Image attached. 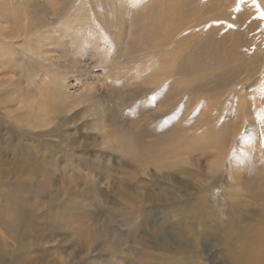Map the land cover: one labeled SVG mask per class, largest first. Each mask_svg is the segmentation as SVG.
Here are the masks:
<instances>
[{"label": "rangeland", "instance_id": "obj_1", "mask_svg": "<svg viewBox=\"0 0 264 264\" xmlns=\"http://www.w3.org/2000/svg\"><path fill=\"white\" fill-rule=\"evenodd\" d=\"M233 1L0 0V264L264 253V0Z\"/></svg>", "mask_w": 264, "mask_h": 264}, {"label": "bare ground", "instance_id": "obj_2", "mask_svg": "<svg viewBox=\"0 0 264 264\" xmlns=\"http://www.w3.org/2000/svg\"><path fill=\"white\" fill-rule=\"evenodd\" d=\"M249 0H245L244 2H242V3H239V2H237V0H234L233 1V3L232 4H230L229 5V7H235V5L237 4V5H239V6H243V7H245V5L247 4V2H248ZM252 2L250 3L251 5H259L258 4V0H251ZM126 1H124V3H125ZM133 2H135V0H128V3L130 4V3H133ZM105 3H107V1L105 2ZM111 3V2H110ZM109 2L107 3V6H108V4H110ZM115 3H117V1L115 2ZM115 3H113L114 4V7L116 8V6H115ZM123 4V3H122ZM127 4V3H126ZM110 6H112V5H110ZM109 6V7H110ZM129 6V5H128ZM131 6H133L132 4H131ZM248 6V5H247ZM125 7V6H124ZM120 9H121V7H120ZM125 9V8H124ZM127 10V9H126ZM128 10H130L129 8H128ZM117 11H119V14H120V10H117ZM122 11V10H121ZM124 11V10H123ZM123 13H125V12H123ZM127 13V12H126ZM118 14V15H119ZM117 15V16H118ZM121 15V14H120ZM86 16H88V15H86ZM86 16H81V17H78L77 19H75L74 21H67L66 22V24H65V27L64 28H62L61 30L60 29H55L54 31H52V32H50V33H46L45 32V34H44V38H54L55 40H57L58 41V39H59V36H57L56 34H55V31H58V32H65V35L64 36H66L67 37V39L69 38L70 39V41L68 42L69 44H71L72 45V43L74 42V43H76V45H77V41L79 40L80 41V38H82V41H84L85 40V36L82 34V30H84V29H87L86 27H84V24H83V22H82V20L84 21V20H86ZM90 16V15H89ZM123 16V15H122ZM122 16H119V17H122ZM125 16V15H124ZM118 17V18H119ZM117 17H115V19H116ZM91 19V18H90ZM118 20H121V18L120 19H118ZM118 20H116V21H118ZM89 21V20H88ZM108 22H110V23H108V25H110L111 24V26H116L115 24H114V21H108ZM119 23V22H118ZM13 24V23H12ZM63 25H64V23H62ZM117 24V23H116ZM8 27V26H7ZM94 27V26H93ZM117 27V26H116ZM13 28V27H12ZM20 29V28H19ZM113 29V28H112ZM96 30V29H95ZM94 30V31H95ZM20 31V30H19ZM22 31V30H21ZM23 31H24V29H23ZM21 33V32H20ZM11 34V33H10ZM20 35V34H19ZM63 36V38H65ZM84 36V37H83ZM78 38V40H76V41H74V39H77ZM61 39V38H60ZM59 39V40H60ZM62 40H64V39H62ZM68 41V40H67ZM60 43H62V41H59ZM59 42H58V44H59ZM73 43V44H74ZM57 44V45H58ZM75 45V46H76ZM59 46H60V44H59ZM78 46V45H77ZM65 50V49H64ZM80 51V50H79ZM77 52V51H76ZM209 146H211V147H213L212 145H209ZM183 147V146H182ZM186 149V148H185ZM216 150H217V148H215ZM201 151V150H200ZM182 152H184V151H182ZM214 152H216L215 150L213 151H211V153H214ZM218 152V151H217ZM194 153V152H193ZM203 153V152H202ZM192 156V155H191ZM206 156V155H205ZM205 156H203V157H205ZM187 157H189V156H187ZM207 157V156H206ZM200 158V157H199ZM198 166V167H197ZM196 167L197 168H200L201 166L200 165H197ZM181 169L182 170H184V171H187V172H189L190 170L188 169H186V167L185 166H181ZM247 251V250H246ZM254 252V247L253 248H251L250 249V253H253ZM253 261L250 263V264H257L259 261H261V260H264V253L262 254V255H260V256H255L253 259H252Z\"/></svg>", "mask_w": 264, "mask_h": 264}]
</instances>
